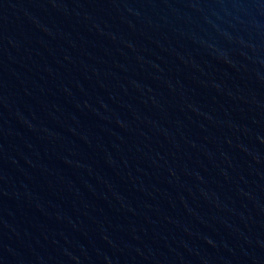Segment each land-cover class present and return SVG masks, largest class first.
<instances>
[{"label":"water","instance_id":"water-1","mask_svg":"<svg viewBox=\"0 0 264 264\" xmlns=\"http://www.w3.org/2000/svg\"><path fill=\"white\" fill-rule=\"evenodd\" d=\"M0 264H264V0H0Z\"/></svg>","mask_w":264,"mask_h":264}]
</instances>
